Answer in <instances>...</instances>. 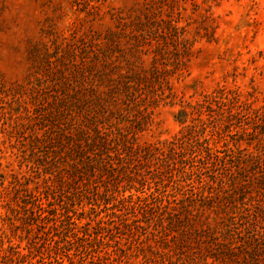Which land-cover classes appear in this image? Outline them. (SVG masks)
Wrapping results in <instances>:
<instances>
[{
    "label": "trees",
    "instance_id": "trees-1",
    "mask_svg": "<svg viewBox=\"0 0 264 264\" xmlns=\"http://www.w3.org/2000/svg\"><path fill=\"white\" fill-rule=\"evenodd\" d=\"M104 1L73 3L88 16L99 17ZM140 1L130 14L111 16L114 29L109 30L104 44L94 45V62L106 58L110 62L109 74L102 71V77L94 78L91 85L85 82L87 74L79 70L66 75L50 71L22 86L0 85V131L12 142L9 152L0 146V159L9 153L7 168L14 162L18 165V170L9 173L0 164V264H49L50 260L36 258V232L41 227L57 243L51 230H68L72 224L84 228L86 224L76 223L75 200L81 202L79 211L84 214L94 209L85 208L84 200L110 211L97 216L95 230L111 236L81 231L91 243L118 247V258H112L114 251L95 256L103 263L115 264L128 255L126 250L135 249L144 264H264V105L253 110V132L242 128L253 139H234L232 146L226 143L224 157L221 152L215 156L221 167L227 161L234 166L233 172H229L233 167L228 170L227 186L216 189L209 185L212 192L201 189L192 193L183 182L177 185V193L166 195L152 189L128 195L121 191L122 183L135 189L138 182L128 169L133 161H139L156 181L166 169L179 170L193 149L189 144L194 120L171 141L140 145L138 136L151 125L160 99L155 93L147 94L145 86H163L156 79L160 67L186 66L192 54L186 34L193 24L206 22L212 8V0ZM121 42L126 49H117ZM86 47H81L85 55ZM144 56L150 60L148 72L144 68L134 71ZM52 64L48 61V66ZM54 91L52 101L49 94ZM255 101L251 103L236 91H219L189 112L181 109L177 121L185 126L190 115L204 123L213 114L219 118L227 114L229 128ZM45 111H56L58 116L49 119ZM129 113L133 120H128ZM98 178L104 188L94 186L90 191ZM249 188H255L256 198H248ZM79 190H84L82 196ZM128 212L133 214L131 219ZM139 217L154 223L135 225ZM123 233L128 237L122 246L119 236ZM140 234L152 244L144 245ZM15 238L26 239L28 244L22 247ZM79 240L74 235L67 242L86 253L94 252L91 243L82 245Z\"/></svg>",
    "mask_w": 264,
    "mask_h": 264
},
{
    "label": "rangeland",
    "instance_id": "rangeland-1",
    "mask_svg": "<svg viewBox=\"0 0 264 264\" xmlns=\"http://www.w3.org/2000/svg\"><path fill=\"white\" fill-rule=\"evenodd\" d=\"M73 2L74 0H0L1 86L11 88L27 85L28 82L31 84L36 82V78L40 75H47L50 71L54 73L63 71L65 75L78 70L83 71L87 74L88 79H85V82L89 85L94 78L103 75L102 71L109 74L107 69L109 59L94 62V45L105 42L109 30L114 29L115 22L111 16L130 14L138 8L137 3L141 1L106 0L100 5L99 17L88 16L80 11L83 7H78ZM210 5L212 6L210 17L206 22L193 24L186 34L192 42V54L186 66L180 67L177 63H173L175 68L171 66L166 67L165 70L160 67L156 79L163 83V86L156 83H148L145 86L146 93H155L157 99L158 95L160 99L157 107L153 109L151 125L138 136L140 145L171 141L180 136L186 127L192 126L194 120V134L189 144L193 149L189 151L187 161L179 170L170 172L166 169L164 176L156 181L151 179L150 172H144L145 169L139 161H133L128 169L131 174L136 175L138 182H135V189L125 182L122 183L121 191L126 195L130 192H147L148 189L161 195L177 193V185L183 182L186 190L192 193L201 192V189L212 192L213 189H210L209 185L216 189L227 186L229 184L227 177L229 172H233L234 166L227 161V166L221 167L222 162H219L220 160L215 156L221 152L219 155L224 157L226 143L232 146L234 139H253L244 134L242 128H246L250 134L253 132V110L264 105V0H212ZM82 46H87L88 54H84V49L81 50ZM117 49H126L124 42L119 43ZM48 61L53 64L48 66ZM77 62H79L78 68L73 69ZM162 62L168 64L165 60ZM149 66L150 60L144 56L136 63L134 71H141L144 68L148 72ZM104 76L107 79V75ZM219 91L225 93L236 91L251 100V103L257 98L258 101H255L253 106L245 108L241 114L243 117L229 128L225 120L227 114L222 115L223 118L213 114L209 119L206 117L204 123L199 117L190 115L185 126L178 123L177 114L181 109L185 108L189 112ZM49 95H51L50 100L56 99L55 91L50 92ZM45 112L49 114L47 116L49 119L58 116L56 111ZM214 113L219 115L217 112ZM131 114H128V120L134 119ZM4 139L5 145L2 144ZM8 139L11 138L0 131V146L2 149L8 148L9 152L12 142ZM9 156L10 154L6 153V158H1L0 164L3 172L11 173V170H18V165L14 162L8 169ZM229 168L231 170L228 172ZM101 181L100 178L93 181L90 191L94 186L103 189ZM249 184L252 185L250 180ZM83 191L79 190L78 194L82 196ZM256 193L255 188L253 191L249 188L248 198H256ZM72 204L78 210L76 223L81 222L86 226L80 229L72 224L68 230L60 232L51 230V235H57V243H54L49 235L44 234L40 227L34 237V241L39 246L36 258L42 262L50 260L49 264H85L88 261L106 264L97 260L95 256L105 251H114L111 253L112 258L121 256L118 247L91 243L89 238L81 235V231H85L99 236L103 233L106 238L111 236L109 233L95 230L97 216L108 214L110 211L105 206L92 205L95 204L92 200H84L82 204L85 208H94L92 212L84 214L79 211L80 201L75 200ZM128 213L131 219L133 214ZM146 221L150 225L154 223L152 219L143 217H139L134 223L138 225ZM74 235H78L82 245L91 243L94 252L86 253L83 249L69 244L67 240ZM127 237L128 233L119 236L122 246ZM140 238L144 245L153 242L146 240L144 236ZM13 240L22 247L28 244L26 239L22 242L19 238ZM48 251L51 252V257ZM126 253L128 255H122L118 262L114 261V263H145L143 256L138 255L135 249L126 250Z\"/></svg>",
    "mask_w": 264,
    "mask_h": 264
}]
</instances>
